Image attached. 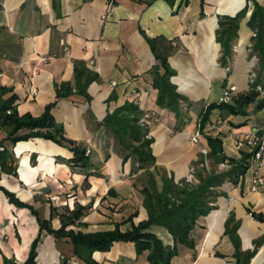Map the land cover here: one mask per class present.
<instances>
[{"label":"crops","instance_id":"obj_1","mask_svg":"<svg viewBox=\"0 0 264 264\" xmlns=\"http://www.w3.org/2000/svg\"><path fill=\"white\" fill-rule=\"evenodd\" d=\"M256 1L264 6V0ZM114 2L107 11L109 0H0V101L15 95L13 106L19 115L38 117L56 100L58 86H74L75 63H85L99 74L88 87L89 102L72 95L58 99L53 108L64 136L86 151L87 166L73 160L69 147L34 137L11 146L16 175L0 170V187L31 203L54 228L61 226V220L57 215L51 218L52 207L62 213L87 206L83 224L70 226L84 232L110 230L123 222L121 228L126 230L131 223L125 220L131 215L135 224L148 218L141 192L148 182L146 168L102 124L108 113L127 102L137 104L143 115L154 112L160 120L147 126L156 157L150 170L159 189L163 175L175 182L190 178L201 150L208 148L207 136H219L228 158L241 161L247 152L236 146L235 139L254 126L264 127V108L256 102L244 114L215 109L198 142L191 140L200 116H190L195 104L206 101L204 110L230 86L238 92L247 89L251 67L257 63L260 68L259 58L249 55L254 34L248 26L252 1L204 0L202 5V0H189L180 6V0L174 6L165 0ZM246 5L249 11L240 22L233 57L224 66L216 40L219 17L234 16ZM147 37L157 39L158 51L168 53L176 71L171 81L187 99L182 101L183 119L157 104L151 74L157 59ZM6 131L0 125V139ZM252 179L249 170L238 184L228 181L219 188L217 208L198 221L195 250H183L171 264H238L235 245L225 234L231 213L239 221L241 249L256 248L249 264H264V221L251 213L264 215V184L252 190ZM151 230L165 244H173L166 228L154 225ZM39 232L37 216L11 203L0 190V254L23 263ZM94 258L101 264H150L145 254L137 255L133 243L123 241L107 252H95ZM36 260L38 264H80L71 244L56 241L46 231L41 234Z\"/></svg>","mask_w":264,"mask_h":264},{"label":"trees","instance_id":"obj_2","mask_svg":"<svg viewBox=\"0 0 264 264\" xmlns=\"http://www.w3.org/2000/svg\"><path fill=\"white\" fill-rule=\"evenodd\" d=\"M171 6L177 0H165ZM248 20V26L253 30L251 52L259 58L260 70L254 79L249 82V87L243 91H235L230 94V100H218L209 103L200 113L198 131L203 132L205 125L215 109H225L231 114H244L245 109L251 103H257L259 108H264V6L256 0ZM189 0H180V4H188ZM204 0H202V5ZM178 6V7H179ZM249 6L246 5L234 16L222 15L218 20L216 40L221 45V63L229 66L234 53V45L239 37L240 22L246 17ZM155 54L157 63L152 67V84L157 89V104L168 107L179 119H183L182 101L187 99L178 92L177 86L171 81L176 71L168 61V53L158 51L156 38L147 37ZM75 83L61 84L56 89V100L45 107L42 115L34 117L31 114L19 115L13 103L16 96L0 101V125L6 127V136L0 139V170L7 174L16 175V157L11 146L19 141L34 137L50 139L59 145L67 146L74 152V161L87 166L86 151L80 149L74 141L67 139L61 126L56 125L53 108L58 99L77 95L86 101H90L89 85L99 79V74L91 70L85 63H75ZM11 110V113H7ZM143 111L133 102H127L115 111L108 113L102 124L110 127L117 135L119 141L126 148L138 156L142 167L146 168L148 175L147 184L141 189L144 195L143 205L147 209L148 218L135 224L133 216L125 220L131 227L123 230L116 223L110 230L84 232L70 226L83 224L81 221L88 207L77 205L73 210H65L60 213L55 207L51 209V218L59 216L61 226L54 228L50 219L40 217L37 209L29 202L20 200L15 193L0 187L7 199L16 206L27 207L37 216L40 232L32 242L27 259L21 264H38V246L43 231L54 236L56 241L66 242L73 247V256L80 264H101L94 258V253L111 250L115 242L123 241L133 243L137 255L145 254L150 264H171L173 257L181 254L183 250H195V230L201 217L217 208L218 196L222 193L219 188L225 182L238 184L241 178L248 172V155L241 161H237L224 152L223 141L219 136H207L208 153H200L199 159L194 162V176L196 181H188L186 178L175 182L173 177L162 176V187L159 189L158 181L150 167L155 164L156 157L153 154V138L148 137L149 129L140 123ZM21 130L27 132L20 133ZM228 162L227 169H219L220 163ZM208 163L210 166L206 165ZM255 219L264 221V215L251 211ZM154 225L162 226L173 237V244H165L164 241L151 230ZM239 221L231 213L225 222V234H229L236 248L235 257L238 264H249L255 255L254 250L243 251L238 235ZM262 240L256 241V245ZM0 264H20L15 258L0 254Z\"/></svg>","mask_w":264,"mask_h":264},{"label":"built area","instance_id":"obj_3","mask_svg":"<svg viewBox=\"0 0 264 264\" xmlns=\"http://www.w3.org/2000/svg\"><path fill=\"white\" fill-rule=\"evenodd\" d=\"M114 3V0H109L107 11L111 10ZM236 90V86H230L220 99L229 101L230 94ZM6 112L11 113V110H7ZM151 121H160L154 112L145 113L141 118L140 123L142 125L148 126ZM200 136L201 133L197 130L193 135H191V140L196 143L198 142ZM148 137H150V134H148ZM235 144L239 149H244L247 152L249 163L248 171L250 170L253 174L252 190H257L260 185L264 184V175L262 174L264 173V127L254 126L249 132L238 136L235 139ZM89 152L90 150H87V153ZM201 152L207 154L208 148L202 149ZM206 165L208 166V163H206ZM228 167V162L220 163L219 165L221 170L227 169ZM194 172L195 170L192 168L191 176L189 179H187L188 181H196Z\"/></svg>","mask_w":264,"mask_h":264},{"label":"rangeland","instance_id":"obj_4","mask_svg":"<svg viewBox=\"0 0 264 264\" xmlns=\"http://www.w3.org/2000/svg\"><path fill=\"white\" fill-rule=\"evenodd\" d=\"M251 46H252V40H251V43L249 44V47H251ZM249 49H251V48H249ZM249 55H250L251 59L254 57V55H251V50H249ZM253 60H255V59H253ZM256 62H258V58L256 59ZM259 70H260V68L258 67L257 63H256V65L252 66L251 70L249 71V74H250V78L249 79H254L256 77V75L259 73ZM236 91H238V90H236ZM205 102L206 101L197 102L195 104V106L193 107V112H192V114L190 116L193 117V118L194 117H198L200 115V113L202 112L203 108H204ZM209 166L210 165L208 164V167Z\"/></svg>","mask_w":264,"mask_h":264}]
</instances>
